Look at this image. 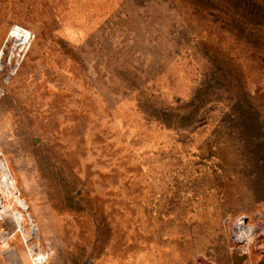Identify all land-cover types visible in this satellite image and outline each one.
I'll return each instance as SVG.
<instances>
[{
    "label": "rangeland",
    "instance_id": "obj_1",
    "mask_svg": "<svg viewBox=\"0 0 264 264\" xmlns=\"http://www.w3.org/2000/svg\"><path fill=\"white\" fill-rule=\"evenodd\" d=\"M243 43L192 0H0V264H264Z\"/></svg>",
    "mask_w": 264,
    "mask_h": 264
},
{
    "label": "trees",
    "instance_id": "obj_2",
    "mask_svg": "<svg viewBox=\"0 0 264 264\" xmlns=\"http://www.w3.org/2000/svg\"><path fill=\"white\" fill-rule=\"evenodd\" d=\"M192 1L205 9L213 25L235 34V38L247 44L249 50L264 56V0ZM217 53L220 52L214 50L212 54Z\"/></svg>",
    "mask_w": 264,
    "mask_h": 264
},
{
    "label": "bare ground",
    "instance_id": "obj_3",
    "mask_svg": "<svg viewBox=\"0 0 264 264\" xmlns=\"http://www.w3.org/2000/svg\"><path fill=\"white\" fill-rule=\"evenodd\" d=\"M13 190V183L11 181L8 180V172L7 169L4 165V163H2V161H0V207H1V194L2 193H11V191ZM14 193V192H12ZM10 195V194H9ZM13 195V194H12ZM18 204L22 205L21 201H18ZM15 220L17 223H19V216L15 215ZM237 229H238V233L236 235V238L241 240V241H248L249 240V233L246 229L245 223L239 219V222L237 223Z\"/></svg>",
    "mask_w": 264,
    "mask_h": 264
}]
</instances>
